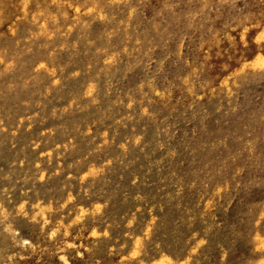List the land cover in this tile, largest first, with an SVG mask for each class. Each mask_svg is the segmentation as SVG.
Masks as SVG:
<instances>
[{"label":"rangeland","instance_id":"1","mask_svg":"<svg viewBox=\"0 0 264 264\" xmlns=\"http://www.w3.org/2000/svg\"><path fill=\"white\" fill-rule=\"evenodd\" d=\"M0 264H264V0H0Z\"/></svg>","mask_w":264,"mask_h":264},{"label":"bare ground","instance_id":"2","mask_svg":"<svg viewBox=\"0 0 264 264\" xmlns=\"http://www.w3.org/2000/svg\"><path fill=\"white\" fill-rule=\"evenodd\" d=\"M21 54V53H20ZM19 55V54H18ZM24 74H26V73H24ZM17 84V83H16ZM71 107V106H70Z\"/></svg>","mask_w":264,"mask_h":264}]
</instances>
